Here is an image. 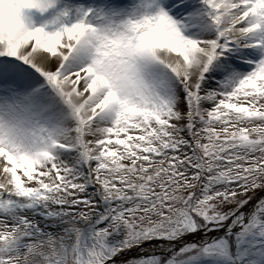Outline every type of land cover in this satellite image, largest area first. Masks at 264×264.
<instances>
[{"label":"snow or ice","instance_id":"6c2138e0","mask_svg":"<svg viewBox=\"0 0 264 264\" xmlns=\"http://www.w3.org/2000/svg\"><path fill=\"white\" fill-rule=\"evenodd\" d=\"M0 264H264V0H0Z\"/></svg>","mask_w":264,"mask_h":264}]
</instances>
